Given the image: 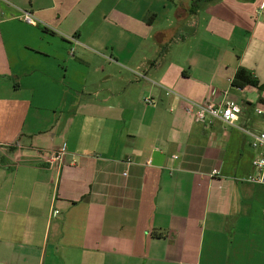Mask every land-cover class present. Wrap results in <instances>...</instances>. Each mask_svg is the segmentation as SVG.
Here are the masks:
<instances>
[{
	"label": "crops",
	"instance_id": "crops-1",
	"mask_svg": "<svg viewBox=\"0 0 264 264\" xmlns=\"http://www.w3.org/2000/svg\"><path fill=\"white\" fill-rule=\"evenodd\" d=\"M241 68L264 85V0H0V264H264L260 150L186 102L264 131Z\"/></svg>",
	"mask_w": 264,
	"mask_h": 264
},
{
	"label": "built area",
	"instance_id": "built-area-1",
	"mask_svg": "<svg viewBox=\"0 0 264 264\" xmlns=\"http://www.w3.org/2000/svg\"><path fill=\"white\" fill-rule=\"evenodd\" d=\"M22 20L28 24H36V19L30 12H24L22 15ZM166 93L171 94L172 91L166 90ZM145 102L153 104V100L151 98H146ZM186 102L188 109L193 113L196 122L209 124L214 121H221L225 124L239 128L241 131H243V133L252 138V146L256 149H259L260 152L252 162L254 172L248 177V179L249 181L257 184H264V131L256 132L239 126L237 121L239 120L241 108L233 101L226 100L217 103L212 100H206L202 103H195L193 101L186 100ZM255 111L259 116L264 118L263 109L257 108ZM66 155L67 148L65 145H62L57 149L47 153H42L40 158L43 161L49 163L51 166L60 168L65 162ZM216 173L219 172L214 170V174ZM57 212L58 211H56V213Z\"/></svg>",
	"mask_w": 264,
	"mask_h": 264
},
{
	"label": "trees",
	"instance_id": "trees-1",
	"mask_svg": "<svg viewBox=\"0 0 264 264\" xmlns=\"http://www.w3.org/2000/svg\"><path fill=\"white\" fill-rule=\"evenodd\" d=\"M233 85L239 88H244L247 85L264 88V85H259V81L252 75V73L243 68L239 69L235 74Z\"/></svg>",
	"mask_w": 264,
	"mask_h": 264
}]
</instances>
